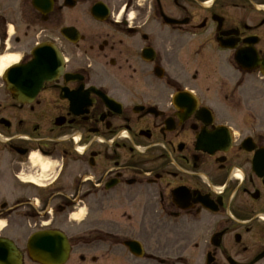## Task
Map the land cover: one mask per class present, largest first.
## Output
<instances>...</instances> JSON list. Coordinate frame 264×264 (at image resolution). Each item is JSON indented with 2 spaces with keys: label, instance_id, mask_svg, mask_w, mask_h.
Instances as JSON below:
<instances>
[{
  "label": "flooded vegetation",
  "instance_id": "flooded-vegetation-1",
  "mask_svg": "<svg viewBox=\"0 0 264 264\" xmlns=\"http://www.w3.org/2000/svg\"><path fill=\"white\" fill-rule=\"evenodd\" d=\"M0 240L264 264V0H0Z\"/></svg>",
  "mask_w": 264,
  "mask_h": 264
},
{
  "label": "water",
  "instance_id": "water-1",
  "mask_svg": "<svg viewBox=\"0 0 264 264\" xmlns=\"http://www.w3.org/2000/svg\"><path fill=\"white\" fill-rule=\"evenodd\" d=\"M48 49H41L39 52V57L44 59L41 53L47 52ZM47 56V55H46ZM1 243H8L6 240H0ZM30 244H45L46 246H28V251L30 257L36 260H61L65 259L68 255V246H52L53 244H65L66 239L59 233H40L34 235L29 240ZM13 246H10L9 243L6 246H0V259L5 257L7 259L13 258L14 254ZM16 259V258H14ZM8 261V260H7ZM45 262V261H42Z\"/></svg>",
  "mask_w": 264,
  "mask_h": 264
},
{
  "label": "rangeland",
  "instance_id": "rangeland-1",
  "mask_svg": "<svg viewBox=\"0 0 264 264\" xmlns=\"http://www.w3.org/2000/svg\"><path fill=\"white\" fill-rule=\"evenodd\" d=\"M83 227H84V224L83 225L81 224V227L79 226V224H76L74 228H71L70 230L71 234L78 233L80 230H82ZM9 236L14 238V235H9Z\"/></svg>",
  "mask_w": 264,
  "mask_h": 264
},
{
  "label": "bare ground",
  "instance_id": "bare-ground-1",
  "mask_svg": "<svg viewBox=\"0 0 264 264\" xmlns=\"http://www.w3.org/2000/svg\"><path fill=\"white\" fill-rule=\"evenodd\" d=\"M78 217V215L76 216V218Z\"/></svg>",
  "mask_w": 264,
  "mask_h": 264
}]
</instances>
